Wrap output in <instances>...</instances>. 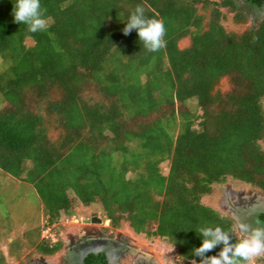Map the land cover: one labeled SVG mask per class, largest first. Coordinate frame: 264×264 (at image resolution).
Here are the masks:
<instances>
[{
  "label": "trees",
  "instance_id": "trees-1",
  "mask_svg": "<svg viewBox=\"0 0 264 264\" xmlns=\"http://www.w3.org/2000/svg\"><path fill=\"white\" fill-rule=\"evenodd\" d=\"M16 3L0 0V169L32 188L46 223L98 204L112 227L166 237L186 264H202L193 249L203 227L231 231L236 243L235 223L201 199L228 177L264 192V19L228 30L225 9L235 24L248 21L235 0H40L47 27L33 33L14 22ZM138 5L165 27L157 51L136 29L123 33ZM224 78L231 89L215 92ZM190 99L200 130L183 107ZM62 246L35 247L53 255ZM83 264L109 263L90 252Z\"/></svg>",
  "mask_w": 264,
  "mask_h": 264
},
{
  "label": "rangeland",
  "instance_id": "rangeland-1",
  "mask_svg": "<svg viewBox=\"0 0 264 264\" xmlns=\"http://www.w3.org/2000/svg\"><path fill=\"white\" fill-rule=\"evenodd\" d=\"M235 4L237 9H244L248 21L245 25L235 24L233 20L235 12L225 9L226 18L223 23L228 30L242 31L249 25L257 26L264 19V6L249 7L245 0H235ZM198 14H203L206 20L209 12L198 7ZM188 43L189 37L184 38L180 46L184 47ZM33 44L32 39L25 40L27 47ZM5 67L0 57V74L5 71L7 68ZM230 89L228 80L224 78L215 92L224 94ZM2 101L0 94V109L4 106ZM183 107L199 117L194 127L200 130L198 122L203 114L197 100H187ZM261 145L264 149V140ZM168 169L169 162L160 165L163 175L168 173ZM263 194L264 192L255 185L228 177L222 184H214L211 194L203 196L201 203L215 209L223 216L233 218L237 224V219L234 217L237 211L242 212L241 214L246 215L249 220L250 215L255 212L252 215L254 218L257 211L250 209L255 206L254 203L259 197L264 198ZM91 209L94 214H88L90 216H85V211L82 212L81 217L74 215L68 217L62 214L57 221L48 224L46 220L52 222L51 218L46 219L45 214L42 213L40 201L32 188L16 181L0 169V264H69V259H73L74 255L79 257L81 253H86L90 249L92 251L100 249L110 253L111 256H116L119 258V263L116 264H175L176 260L180 259L177 249L168 244V240L160 239L158 236L136 234L127 223H121L118 228H114L110 220L102 215L98 204L93 205ZM93 217L101 219L102 222L91 224L81 222V219ZM249 223L253 225V220ZM237 226L235 235L237 239H242ZM147 229L155 230V224L149 225ZM41 240H47L51 245L62 241L63 246L53 255H43L35 247ZM110 263L115 264L113 260ZM253 264H264V254L255 258Z\"/></svg>",
  "mask_w": 264,
  "mask_h": 264
},
{
  "label": "clouds",
  "instance_id": "clouds-1",
  "mask_svg": "<svg viewBox=\"0 0 264 264\" xmlns=\"http://www.w3.org/2000/svg\"><path fill=\"white\" fill-rule=\"evenodd\" d=\"M46 11V9L41 7L40 0H17L13 9L14 22L18 24H26L28 30L33 33L43 31L47 27V22L44 18ZM133 29L137 30L140 42L144 49L148 51H157L165 46L164 36L166 30L163 23L158 20L145 18L144 8L139 5L130 15L129 20L123 29V33L127 35ZM231 219L234 220L233 218ZM81 222L83 223V219H81ZM233 222L236 226L238 225L239 232L243 237L242 239H238L234 244L230 243L231 231H224L219 226L215 228L203 227L199 230V235H202L204 240L199 248L193 249V253L195 256L202 258V264H253L255 258L264 254V224L257 219L253 222L255 225L259 226L253 228L252 225L239 220H237V224L235 221ZM106 223H108V221ZM162 239L167 240L166 237ZM221 243L224 244V248L218 256L205 257V253ZM100 252H103L106 255L109 264H111V260H113L115 264L119 263V258L116 256H111L110 253H105L102 250H99L97 253ZM83 254L84 253H81L80 256ZM175 264L186 263L180 258L176 260ZM190 264H195V261L192 260Z\"/></svg>",
  "mask_w": 264,
  "mask_h": 264
},
{
  "label": "bare ground",
  "instance_id": "bare-ground-1",
  "mask_svg": "<svg viewBox=\"0 0 264 264\" xmlns=\"http://www.w3.org/2000/svg\"><path fill=\"white\" fill-rule=\"evenodd\" d=\"M255 206L251 207V210H256V211H263L264 212V198L263 197H259V199L256 201V203H254ZM240 212V211H239ZM239 212H236L234 215L235 219L239 220V221H243V219L246 218V220H244V222H247L249 224V218L245 217L246 215L241 214ZM251 214V212H250ZM243 216V218L241 217ZM249 220V221H248ZM253 228H255V226H253ZM109 247V246H108ZM147 257V256H146ZM80 256H75L73 257V259H69V264H80V260H79ZM79 260V261H78Z\"/></svg>",
  "mask_w": 264,
  "mask_h": 264
},
{
  "label": "water",
  "instance_id": "water-1",
  "mask_svg": "<svg viewBox=\"0 0 264 264\" xmlns=\"http://www.w3.org/2000/svg\"><path fill=\"white\" fill-rule=\"evenodd\" d=\"M260 212H262V213H264L263 211H257V213H260ZM253 214H255V212L253 213ZM253 214H251L250 216V221L252 222V220H253V217H252V215ZM101 222V220L99 219V218H97V217H93V218H91V219H85V220H83V223H86V224H90V223H100ZM253 225L255 226V227H258L259 225H255V223L253 222ZM100 249H98V250H95V251H99ZM86 255V253H84L83 254V257ZM82 259L83 258H81V260H80V264H82Z\"/></svg>",
  "mask_w": 264,
  "mask_h": 264
},
{
  "label": "flooded vegetation",
  "instance_id": "flooded-vegetation-1",
  "mask_svg": "<svg viewBox=\"0 0 264 264\" xmlns=\"http://www.w3.org/2000/svg\"><path fill=\"white\" fill-rule=\"evenodd\" d=\"M237 212H239V211H237ZM239 213H242V212H239ZM259 214H262V212H260V213H258L257 215H259ZM257 215H255L254 216V218H253V221L255 222V218H256V216ZM245 220H246V218H245ZM250 224V223H249ZM251 225V224H250ZM252 227H253V225H252ZM90 252H94V253H97V251H92L91 249L90 250H87V253H86V255H88V253H90ZM85 257V256H84ZM81 258H83V255L82 256H80V260H81ZM84 259V258H83Z\"/></svg>",
  "mask_w": 264,
  "mask_h": 264
}]
</instances>
